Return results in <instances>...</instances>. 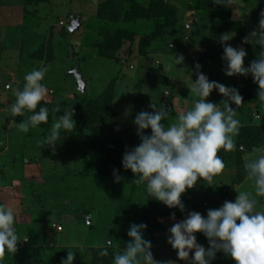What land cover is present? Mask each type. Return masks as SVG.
I'll list each match as a JSON object with an SVG mask.
<instances>
[{
  "label": "rangeland",
  "instance_id": "rangeland-1",
  "mask_svg": "<svg viewBox=\"0 0 264 264\" xmlns=\"http://www.w3.org/2000/svg\"><path fill=\"white\" fill-rule=\"evenodd\" d=\"M103 2L49 0L34 5L26 0H0V204L12 209L16 216L19 241L14 255H19L23 264L43 257H53L61 263L68 250L77 252L73 264H85V250L106 247L109 241L115 255L123 249L125 225L141 199L137 190L113 177L82 175L86 138L78 135L76 127L63 135L54 149L43 144L57 115H63V111H54L58 105L72 111L76 125L78 109L114 82L115 128L136 130L132 123L135 116L141 111L151 112L152 103L169 109L167 119L162 121L169 126L199 99L190 92V75L195 81L194 66L198 63L210 81L235 87L243 96L241 105H233L240 128L264 126V105L256 98L258 85L251 76L224 75L223 47L219 42L221 34L234 32L228 43L246 50L244 65L257 58L262 49L242 43L251 32L260 30L257 0H232L231 16L226 20L236 25L233 30L217 34L211 32V21L226 22L225 13L202 19L192 10L191 0H171L185 28L167 34L148 51L147 57L138 56L137 44L151 31L149 24L144 20L124 22L121 18L118 23L110 22L107 15L114 12L98 13ZM127 9L128 6L122 12ZM77 18L79 28L71 33L68 27ZM121 30L132 33L134 40L124 42L112 59L100 57L98 50ZM176 54H182L184 62L175 67ZM42 67L47 68L42 83L49 90L44 101L50 105L51 121L45 128H30L24 133L18 124L29 113L24 117L12 116L14 91L23 88L26 73ZM75 70H79L86 83L84 93L78 90L72 74ZM207 99L219 105L224 97L213 90ZM219 107L223 110L224 106ZM145 134H150V130H145ZM234 139L235 151L218 153L225 168L214 177L213 185L198 180L193 189L183 194L192 198L193 212L206 215L207 210L221 207L224 201H234L240 191H253L246 171L237 182L238 161H242L245 170V162L255 158L256 150L264 145L248 151L238 147V136ZM139 142L138 138L136 145ZM254 198L258 201L256 210L264 211V197ZM188 213L184 212L182 219ZM182 219L159 220L161 228L151 249L155 260L187 264L177 259L167 243L168 229ZM196 236L197 243L207 249L206 238L199 233ZM8 256L6 253L4 260ZM212 264H234V261L217 253Z\"/></svg>",
  "mask_w": 264,
  "mask_h": 264
},
{
  "label": "clouds",
  "instance_id": "clouds-1",
  "mask_svg": "<svg viewBox=\"0 0 264 264\" xmlns=\"http://www.w3.org/2000/svg\"><path fill=\"white\" fill-rule=\"evenodd\" d=\"M220 2L214 0V3ZM234 36V32H228L219 37L223 47L221 59L225 62L224 75L251 76L253 83L258 85L256 98L264 105V19L260 20V30H254L242 41L262 49L248 66L244 65L246 50L228 43ZM183 62L182 54L173 55L175 67ZM200 69L201 65L197 63L194 66L195 81L190 75V92L199 98L194 106L169 126L162 123L169 115V109L163 105L152 103L151 112H139L132 123L140 142L126 150L122 157V168L131 171L136 183L146 182V191L154 200L182 213L185 211L182 195L193 189L198 180L207 186L213 185L214 177L225 168L218 153L236 150L234 137L238 136L240 129L237 109L233 107L242 104L239 90L210 81ZM46 72L47 68L42 67L26 73L23 88L14 91L15 103L10 106L12 116L24 117L26 112L31 113L18 124V129L24 133L48 122L49 109L40 106L37 111L49 91L42 83ZM213 90L224 97L220 103L223 110L220 104L207 99ZM54 111H63V115H57L43 141L53 149L63 135L76 127L73 113L68 108L62 109L58 105ZM145 130H150V134L146 135ZM256 151V157L244 164L253 191H240L234 201L226 200L221 207L207 210L206 215L190 212L168 229L167 243L176 252L178 260L187 264H212L217 253H223L234 264H264V211L256 210L258 201L254 198L264 197V148ZM113 176L120 181L117 170H113ZM170 219H175L174 212ZM15 224L13 210L0 204V264H3L6 253L13 256L17 251L19 239ZM146 228L144 223L129 226L128 242L113 256L112 264H173L172 261L154 259L152 242L144 236ZM197 233L208 241L207 249L197 243ZM108 243L110 246L111 241ZM76 253L68 250L61 264H73ZM98 255L108 256V247L99 248Z\"/></svg>",
  "mask_w": 264,
  "mask_h": 264
},
{
  "label": "trees",
  "instance_id": "trees-1",
  "mask_svg": "<svg viewBox=\"0 0 264 264\" xmlns=\"http://www.w3.org/2000/svg\"><path fill=\"white\" fill-rule=\"evenodd\" d=\"M26 2L28 4L39 5L48 3L49 0H26ZM191 2L192 10L202 19H212L224 13L225 20L231 16L232 0H221L219 4L214 3V0H191ZM126 6H128L127 11L122 12V9ZM257 6L260 19H264V16H262V13H264V0H257ZM98 10V13L101 12L100 14H102L104 10L106 13L107 11L114 12L112 16L107 15L106 19L110 22L118 23L121 19L124 22L144 20L149 24L151 31L138 40L137 52L140 57H147L148 51L155 44L160 43L167 34L175 33L177 28H185L177 18L176 8L171 4V0H104V2L100 4ZM211 23V32L213 34L233 30L236 25L235 22L227 20L226 22L224 20L222 22L211 21ZM64 32L67 33V31ZM118 34L119 35L115 39L106 41L104 46L98 50L97 54L100 57L112 59L114 52H116L124 42H132L134 40V35L132 33L121 30ZM114 95L115 84L111 82L97 98L89 100L84 107L78 109L76 114V132L80 137L84 136L86 138V151L84 152L82 167L83 176H108L114 178L113 170H117L121 177L119 182L131 186L141 194L139 195L141 199L137 210H135L129 222L125 225L124 238L126 242L124 243V248L129 239L127 232L131 224H147L144 236L153 243L155 235L161 228L159 220H173L170 219V215L173 212L175 213L174 220L182 219L184 217L183 213L188 211L187 206L192 203V198L182 195L181 200L185 205V211L183 213L178 209H168L147 193L146 182L142 184L136 183V178L131 171H126L122 168L123 154L126 150H131L136 146L138 136L135 129L114 127L115 114L112 110ZM40 106L49 109L48 122L38 126L39 128H45L51 121L50 105L42 101L41 104L38 105L37 111ZM29 115H31V113H29ZM237 143L238 147L243 146V148L248 151L253 148H260L264 145V126L252 125L240 128ZM238 163L240 171L237 182H239L245 174L240 159ZM190 207L193 212L194 205ZM106 247L109 249V255L106 257L98 255L99 248H89L85 250L87 255L85 264H112L114 250L109 245ZM13 256L10 255L6 257L3 264H23L19 259V255ZM58 257H61V253H58ZM25 264L61 263L59 259L56 260L53 257H43L37 260L33 259Z\"/></svg>",
  "mask_w": 264,
  "mask_h": 264
},
{
  "label": "water",
  "instance_id": "water-1",
  "mask_svg": "<svg viewBox=\"0 0 264 264\" xmlns=\"http://www.w3.org/2000/svg\"><path fill=\"white\" fill-rule=\"evenodd\" d=\"M79 25H80L79 18H77L76 20L72 19L70 22V26L68 27L69 32L71 33L75 32L79 28ZM72 74L76 79L78 90L84 93L86 90V83L84 82L82 75L79 73L78 70L73 71ZM187 210L192 212L190 206H187Z\"/></svg>",
  "mask_w": 264,
  "mask_h": 264
},
{
  "label": "built area",
  "instance_id": "built-area-1",
  "mask_svg": "<svg viewBox=\"0 0 264 264\" xmlns=\"http://www.w3.org/2000/svg\"><path fill=\"white\" fill-rule=\"evenodd\" d=\"M58 230H60V228H58Z\"/></svg>",
  "mask_w": 264,
  "mask_h": 264
}]
</instances>
